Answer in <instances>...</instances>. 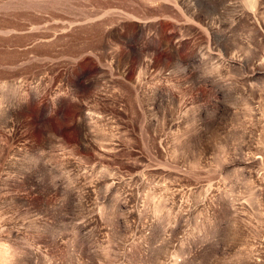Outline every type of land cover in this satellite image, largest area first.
Wrapping results in <instances>:
<instances>
[{
  "label": "rangeland",
  "instance_id": "374dc122",
  "mask_svg": "<svg viewBox=\"0 0 264 264\" xmlns=\"http://www.w3.org/2000/svg\"><path fill=\"white\" fill-rule=\"evenodd\" d=\"M0 264H264V0H0Z\"/></svg>",
  "mask_w": 264,
  "mask_h": 264
}]
</instances>
